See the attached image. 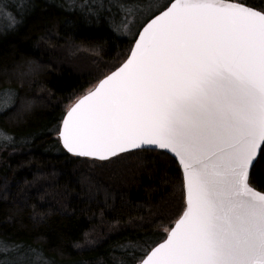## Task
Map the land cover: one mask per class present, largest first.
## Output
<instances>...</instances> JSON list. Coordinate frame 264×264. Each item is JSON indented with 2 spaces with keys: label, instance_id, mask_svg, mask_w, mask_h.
<instances>
[{
  "label": "trees",
  "instance_id": "trees-1",
  "mask_svg": "<svg viewBox=\"0 0 264 264\" xmlns=\"http://www.w3.org/2000/svg\"><path fill=\"white\" fill-rule=\"evenodd\" d=\"M131 1L2 0L0 92L15 95L0 101V240L17 248L0 264H137L185 207L169 154L91 159L69 154L58 136L69 106L125 61L141 27L170 3L127 38L117 21L136 9ZM253 172L264 191L262 151Z\"/></svg>",
  "mask_w": 264,
  "mask_h": 264
},
{
  "label": "snow or ice",
  "instance_id": "snow-or-ice-1",
  "mask_svg": "<svg viewBox=\"0 0 264 264\" xmlns=\"http://www.w3.org/2000/svg\"><path fill=\"white\" fill-rule=\"evenodd\" d=\"M14 95L6 89L0 101ZM59 138L102 160L157 147L180 158L186 210L137 264H264V191L252 186L264 145V8L171 3L127 62L67 113ZM16 248L0 240V253Z\"/></svg>",
  "mask_w": 264,
  "mask_h": 264
},
{
  "label": "water",
  "instance_id": "water-1",
  "mask_svg": "<svg viewBox=\"0 0 264 264\" xmlns=\"http://www.w3.org/2000/svg\"><path fill=\"white\" fill-rule=\"evenodd\" d=\"M176 2V0H172L171 1V3H175ZM225 2L226 3H240V2H236V1H233V0H225ZM171 3H169V5L167 6V7H165L163 10H161V11H159L158 13H156L155 15H153L151 18H149L147 21H146V23L141 27V29L139 30V32H138V34H137V36H136V38H135V40H134V42H133V45H132V48H131V51H130V53H129V55H128V57L125 59V61L124 62H122L117 68H115L113 71H111L110 73H108L106 76H104L103 78H101L91 89H89V90H87L86 92H84L82 95H80L70 106H69V108L67 109V111H66V113H65V115H64V117H63V120L66 118V115H67V113L72 109V108H74V107H76V105L77 104H80V102L82 101V100H84V98L86 97V96H89V95H91V93H93V92H95L96 91V89L100 86V83H101V81H103L106 77H109V76H111L114 72H116L117 71V69H119L120 67H122L126 62H127V60L130 58V56H131V53H132V51H134V46H135V43H136V41L139 39V34H141L142 32H143V30H144V28L145 27H147V25L149 24V23H151V21L153 20V19H156L159 15H160V13L161 12H163V11H166L167 10V8H169V7H171ZM244 4V3H243ZM247 5V4H246ZM249 6V5H248ZM250 7H252V6H250ZM60 130H61V126H60V129H59V132H60ZM58 136H59V133H58ZM60 139V138H59ZM60 143H61V145H62V139H60ZM63 146V145H62ZM64 148V147H63ZM262 148H263V145H260L259 147H258V149H257V153H258V158H259V156H260V153H261V150H262ZM65 149V148H64ZM66 151H67V149H65ZM156 150H158V151H162V152H165V153H167V154H169L171 157H173L175 160H176V162L178 163V165H179V167H180V169H181V172H182V175H183V183H184V193H185V202H186V186H187V180H186V173L184 172V167H183V165L180 163V158L179 157H177V156H175V154L174 153H172L170 150H165V149H159L158 147L156 148ZM132 151H134V150H132ZM68 152V151H67ZM69 154H71V155H74V156H79V155H77L76 153H70V152H68ZM123 153H126V152H123ZM119 154H122V153H119L118 152V154L117 155H119ZM116 155V156H117ZM105 156L107 157L106 159H103V160H107V159H110V158H112V157H115V156H111L110 154H105ZM79 157H86V158H91V159H98V160H102V159H100L98 156H79ZM254 187V186H253ZM254 189L256 190V191H260V190H258L257 188H255L254 187ZM186 209H185V207H184V209H183V211H182V213H181V215L176 219V221L174 222V224L172 225V227L168 230V232H167V235H166V237L161 241V242H159L158 244H156L154 247H152L150 250H152V249H154V248H156V247H158L159 245H161V244H163V243H165L166 242V240L170 237V235H171V231L172 230H174V228H175V226H176V224L179 222V220L182 218V216H183V213H184V211H185ZM150 250H149V252H150ZM148 252V253H149Z\"/></svg>",
  "mask_w": 264,
  "mask_h": 264
},
{
  "label": "rangeland",
  "instance_id": "rangeland-1",
  "mask_svg": "<svg viewBox=\"0 0 264 264\" xmlns=\"http://www.w3.org/2000/svg\"><path fill=\"white\" fill-rule=\"evenodd\" d=\"M134 6L133 8H136L135 10L129 11L131 15L128 14V22L129 27L125 28L124 23L125 19H121L120 21H117L118 29L120 31V34L124 35V37L127 38H133L135 37L139 27L145 22V20L153 15L155 12H157L161 6L166 2L163 0L159 1H153L152 3H146V1L141 0H132L131 1ZM146 3V4H145ZM123 8L125 10H128L127 7ZM123 20V21H122Z\"/></svg>",
  "mask_w": 264,
  "mask_h": 264
}]
</instances>
